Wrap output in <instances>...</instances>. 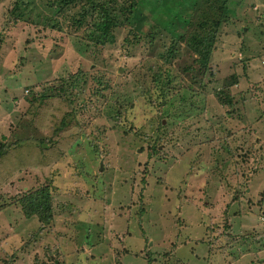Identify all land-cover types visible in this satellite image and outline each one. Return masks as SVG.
Wrapping results in <instances>:
<instances>
[{"label":"rangeland","instance_id":"obj_1","mask_svg":"<svg viewBox=\"0 0 264 264\" xmlns=\"http://www.w3.org/2000/svg\"><path fill=\"white\" fill-rule=\"evenodd\" d=\"M57 1L14 22L0 0V264H145L136 246L152 264H264V0H232L215 36L217 2L183 9L178 32L214 39L206 69L162 15L119 14L114 41L91 42L44 27ZM44 185L48 223L19 201Z\"/></svg>","mask_w":264,"mask_h":264},{"label":"trees","instance_id":"obj_2","mask_svg":"<svg viewBox=\"0 0 264 264\" xmlns=\"http://www.w3.org/2000/svg\"><path fill=\"white\" fill-rule=\"evenodd\" d=\"M219 4V19L216 21L217 25L213 31V36L216 35L217 28L220 25V21H227L229 18L228 12L230 11V2L232 0H213ZM46 4V7H56V13L48 16V13L44 10L40 11L36 14V16H41L44 18L45 26L51 24L53 29L60 30L58 25L61 24L65 28H67L69 35L74 36L79 32V30L83 29L88 30L87 38L92 41L99 42L100 38L103 39V42H113L114 41V32L113 30L116 27L121 26L122 21L119 20V14H125V19L127 16L140 17L143 18V9L148 11V15H162L157 18V23L164 26V28L172 29L171 32L174 36H179L182 39H186V42L189 44L188 46H193V51L196 54H200L201 57L196 58L198 66L202 69H206L208 66V61L213 49L214 39H210L209 41L204 39L202 36H193L189 33L178 32L176 30V25L184 24L185 21L183 19V9L186 11V6L194 5V0H58L56 3L51 2ZM24 6L23 8L21 6ZM32 5L31 0H15L12 7L8 8V15L10 17H14V22H18L20 20H24L28 18L27 15V7ZM59 5V7L57 6ZM196 6V4H195ZM22 8V9H21ZM195 9V7H194ZM182 15V16H181ZM221 21V22H222ZM31 23V22H30ZM200 31L203 30V23H199ZM175 27V30H174ZM64 30V28H63ZM98 34V35H97ZM187 39H192V43L188 42ZM208 44V46H206ZM203 47L206 48L207 53L203 54ZM83 52V51H82ZM172 55L171 47L167 51V56ZM165 75V76H163ZM72 76V75H70ZM155 78H166L167 81H172L173 77L169 72L162 74L161 72L155 73ZM83 78V75L79 73L77 75L73 74L72 84L76 83L80 79ZM101 82V79H98ZM62 90V89H60ZM178 92V91H177ZM175 92L171 95L170 91L161 92L160 97L156 99L159 101L160 105H164L166 103H170L173 105V98L177 94ZM221 93V92H220ZM58 95H41L35 100L32 101L37 102L41 101V99L48 100V98H57L61 92H57ZM217 94V93H215ZM181 99L184 98V93L179 94ZM43 96V97H42ZM26 99V97H25ZM28 99V98H27ZM150 100H155L149 97ZM29 100V99H28ZM172 100V101H171ZM224 101L226 99L224 98ZM118 103L115 105H111L110 111L116 113L117 115L121 114L122 106L118 108ZM126 110V108H125ZM66 120H62L59 124L56 125L55 131L59 134V136L63 139L69 137L67 142L73 143L74 140H77L81 133L80 131H75L76 134H71L72 132H68L69 128L66 129ZM162 126V125H161ZM76 129V126H75ZM74 129V130H75ZM163 129V128H162ZM161 132V131H160ZM135 134H140V130H138ZM162 134V133H161ZM168 141H170L168 139ZM98 145V140H96ZM100 143V142H99ZM5 149V145L0 142V157L3 155ZM60 154L63 155L64 151L67 150L66 146H62L60 148ZM21 208L26 217L36 216L41 222L48 223L52 217V205H51V193L49 186L44 185L40 188L36 189V191L24 194L22 198H20ZM77 241V240H76ZM140 247V246H139ZM136 246V250L132 248H128L126 250L127 254H134L136 256H141L143 260H145V264H152V260L150 259V255L152 252L148 250L147 256L143 255V248H139ZM165 254V253H162Z\"/></svg>","mask_w":264,"mask_h":264}]
</instances>
